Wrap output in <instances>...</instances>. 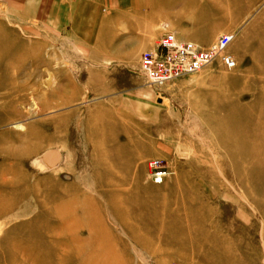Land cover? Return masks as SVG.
I'll use <instances>...</instances> for the list:
<instances>
[{"label": "rangeland", "instance_id": "374dc122", "mask_svg": "<svg viewBox=\"0 0 264 264\" xmlns=\"http://www.w3.org/2000/svg\"><path fill=\"white\" fill-rule=\"evenodd\" d=\"M157 1L0 0V264H264V0H188L236 68L152 85Z\"/></svg>", "mask_w": 264, "mask_h": 264}, {"label": "built area", "instance_id": "2783aa9c", "mask_svg": "<svg viewBox=\"0 0 264 264\" xmlns=\"http://www.w3.org/2000/svg\"><path fill=\"white\" fill-rule=\"evenodd\" d=\"M234 33L221 34L209 47L203 48L190 41H178L173 33L161 36L152 50L139 57V71L152 85H164L178 78L197 73L213 62L227 71L236 68V61L227 52ZM153 183L161 184L168 175L160 160L148 162Z\"/></svg>", "mask_w": 264, "mask_h": 264}, {"label": "crops", "instance_id": "0c3cea01", "mask_svg": "<svg viewBox=\"0 0 264 264\" xmlns=\"http://www.w3.org/2000/svg\"><path fill=\"white\" fill-rule=\"evenodd\" d=\"M123 1V4H120L121 6L125 5L129 0ZM188 3V0L157 1L155 14L153 16V20L157 25V37L162 33H173L175 37L184 38L186 41H191L198 44L200 47L206 48L211 45L213 40L212 37L219 33H227L226 28L222 25H196L192 17V10L188 8ZM139 26L140 23L132 25L126 22L125 25L129 36L136 44H141L142 36L138 35L136 32ZM206 35H209L210 39L208 41H202L201 38ZM154 45L156 46V44H153L152 48L150 45L151 49L148 48V50H152L155 47Z\"/></svg>", "mask_w": 264, "mask_h": 264}, {"label": "bare ground", "instance_id": "6f19581e", "mask_svg": "<svg viewBox=\"0 0 264 264\" xmlns=\"http://www.w3.org/2000/svg\"><path fill=\"white\" fill-rule=\"evenodd\" d=\"M51 159H53V156H48V160L52 161Z\"/></svg>", "mask_w": 264, "mask_h": 264}]
</instances>
